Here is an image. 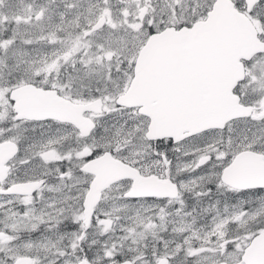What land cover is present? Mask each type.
<instances>
[{
  "label": "snow or ice",
  "instance_id": "snow-or-ice-1",
  "mask_svg": "<svg viewBox=\"0 0 264 264\" xmlns=\"http://www.w3.org/2000/svg\"><path fill=\"white\" fill-rule=\"evenodd\" d=\"M0 264H264V0H0Z\"/></svg>",
  "mask_w": 264,
  "mask_h": 264
}]
</instances>
